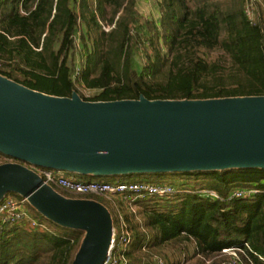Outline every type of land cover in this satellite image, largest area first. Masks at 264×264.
I'll return each mask as SVG.
<instances>
[{"label": "trees", "instance_id": "trees-1", "mask_svg": "<svg viewBox=\"0 0 264 264\" xmlns=\"http://www.w3.org/2000/svg\"><path fill=\"white\" fill-rule=\"evenodd\" d=\"M250 2L156 0L155 20L139 13L136 0H0V75L54 96L98 89L82 97L88 101L264 95V10L253 13L260 7L254 1L250 16ZM140 49L138 70L133 55ZM130 174L180 175L200 187L172 184V194L134 200L137 215L124 217L129 262L151 254L165 264H264V168ZM235 189L256 192L230 197ZM28 209L43 228L3 226L0 264H72L84 231Z\"/></svg>", "mask_w": 264, "mask_h": 264}, {"label": "water", "instance_id": "water-1", "mask_svg": "<svg viewBox=\"0 0 264 264\" xmlns=\"http://www.w3.org/2000/svg\"><path fill=\"white\" fill-rule=\"evenodd\" d=\"M0 153L91 176L264 168V95L88 101L0 75ZM10 189L50 220L84 231L72 264H102L112 229L103 205L65 198L19 163L0 164V199Z\"/></svg>", "mask_w": 264, "mask_h": 264}, {"label": "built area", "instance_id": "built-area-1", "mask_svg": "<svg viewBox=\"0 0 264 264\" xmlns=\"http://www.w3.org/2000/svg\"><path fill=\"white\" fill-rule=\"evenodd\" d=\"M246 12L249 14L248 9H246ZM29 165L37 172V175H40V179L44 184L48 185L51 183L57 187L80 194L99 193L117 197L119 200L126 202L129 211L136 215L137 207L133 203L134 200L147 196L164 197L176 191L174 186L167 181L152 183L144 181L80 180L68 175L70 173L62 169ZM196 192L204 196L218 198L217 193L211 189H200ZM254 192H256L254 189H235L231 192L230 197H245ZM28 205L29 202L26 197L22 196L20 199L14 200L5 194L0 199V229L3 226L10 225L23 226L29 229L43 228V225L30 214ZM130 242L131 235L125 223H123V228L120 232L112 225L110 243L102 264H129L123 253ZM222 252L231 255L234 261L238 259L234 248H224ZM152 259L155 264H165L164 260L159 256H154Z\"/></svg>", "mask_w": 264, "mask_h": 264}, {"label": "rangeland", "instance_id": "rangeland-1", "mask_svg": "<svg viewBox=\"0 0 264 264\" xmlns=\"http://www.w3.org/2000/svg\"><path fill=\"white\" fill-rule=\"evenodd\" d=\"M260 3V7L256 5V9L253 11L258 13L259 10H264V0H252L248 4V11L249 15L252 16V7L255 6V2ZM136 8L138 9L139 13L146 17V18H154L155 20L158 18V7L156 0H136ZM79 35L78 33L76 34V44L79 45ZM144 61V52L143 50H138L133 55V65L136 69H140L141 65L143 64ZM75 64H76V71L77 68L80 66V60L78 58V54L76 55L75 59ZM76 73V72H75ZM99 90L98 89H90V88H85V87H79L78 88V95L82 97H93L96 94H98ZM83 99V98H82ZM3 163H19L23 164L26 167L30 168L32 171H34L31 166L28 163L25 162H20L19 160L13 158V157H7L4 154H0V164ZM36 174L37 172L34 171ZM71 176H74L80 180H98V181H109V182H115L117 180L120 181H126V182H133V181H144V182H152V183H157V182H170L173 185H179L181 187L185 188H195L198 189L200 186L197 185L196 180L186 178L185 176H180V175H163V176H152V175H145V174H122V175H116V176H101V175H96V176H91V175H81V174H75L72 172H69ZM40 177V175H38ZM83 177V178H82ZM57 194L65 197V198H70V199H89L93 200L101 205H103L109 212L110 217H111V222L112 225L116 227V229L120 232L123 228V223H125V216L126 214L131 213L128 209V205L126 202L119 200L117 197L114 196H109L106 194H99V193H75L73 191L60 188L55 186L54 184L49 183L48 184ZM6 195L14 200H18L21 197V194L17 190H7ZM35 213L37 217L44 218L47 223L50 222V219L46 216H44L40 211L35 210ZM54 224V223H53ZM126 224V223H125ZM52 225V224H51ZM53 226V225H52ZM81 240V238H80ZM80 243V241H79ZM151 254L149 255H143L142 257L138 259H132L130 260L129 264H155L153 259L150 257ZM211 259L206 261V263H211ZM178 264V263H177ZM179 264H195V258L191 260H186V261H180Z\"/></svg>", "mask_w": 264, "mask_h": 264}, {"label": "bare ground", "instance_id": "bare-ground-1", "mask_svg": "<svg viewBox=\"0 0 264 264\" xmlns=\"http://www.w3.org/2000/svg\"><path fill=\"white\" fill-rule=\"evenodd\" d=\"M83 178V177H82Z\"/></svg>", "mask_w": 264, "mask_h": 264}]
</instances>
